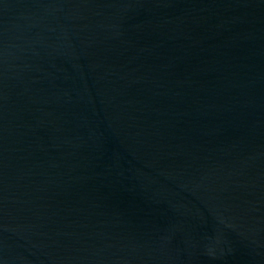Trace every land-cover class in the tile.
I'll return each mask as SVG.
<instances>
[{
  "label": "water",
  "instance_id": "95a60500",
  "mask_svg": "<svg viewBox=\"0 0 264 264\" xmlns=\"http://www.w3.org/2000/svg\"><path fill=\"white\" fill-rule=\"evenodd\" d=\"M0 264H264V0H0Z\"/></svg>",
  "mask_w": 264,
  "mask_h": 264
}]
</instances>
